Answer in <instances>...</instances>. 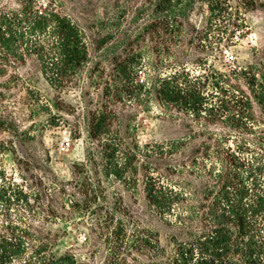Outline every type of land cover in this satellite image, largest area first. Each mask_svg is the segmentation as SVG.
Masks as SVG:
<instances>
[{"label": "trees", "instance_id": "16d2710c", "mask_svg": "<svg viewBox=\"0 0 264 264\" xmlns=\"http://www.w3.org/2000/svg\"><path fill=\"white\" fill-rule=\"evenodd\" d=\"M243 2L258 9V0ZM209 7L212 13L223 8L219 0ZM172 27L170 19L159 18L146 31L165 35ZM163 39L172 51L173 41ZM89 59L82 29L55 0L0 4V132L18 128L11 104L21 91V69L30 61L52 86L65 88ZM131 63L133 58L119 63L120 77H130ZM258 69L195 74L182 64L159 75L151 84L156 100L164 112L180 115L171 118L177 135L169 142L130 146L112 137V111L101 106L90 112L89 134L102 148L106 175L142 182L148 206L176 232L175 249L168 254L159 239L139 227L129 234L123 220L114 225L104 218L106 225L91 229L107 248L101 264H138L148 251L156 253L153 264H264V117L255 113V104L264 109V70ZM25 156L16 158L20 182L8 176L0 159V264H97L96 250L88 258L70 250L57 255L59 235L49 228L55 220L72 219L77 209L102 205L87 164L75 163L72 180L64 181L53 171L40 168L36 174L33 156ZM141 162L147 165L143 175Z\"/></svg>", "mask_w": 264, "mask_h": 264}, {"label": "rangeland", "instance_id": "374dc122", "mask_svg": "<svg viewBox=\"0 0 264 264\" xmlns=\"http://www.w3.org/2000/svg\"><path fill=\"white\" fill-rule=\"evenodd\" d=\"M55 1L82 29L90 59L77 81L65 88L52 86L35 61L21 69V91L11 104L17 111L18 128L0 132L2 167L8 176L22 181L16 158L26 160L28 152L33 156V172L53 171L69 181L75 163L87 164L106 209L95 204L84 212L77 209L70 220L51 223L49 228L59 235L54 248L57 255L70 250L88 258L96 250V263H103L107 248L91 229L106 225L104 218L112 224L115 220L114 225L123 220L129 234L139 227L172 254L176 232L148 206L143 183L106 175L102 148L89 134L88 116L101 106L108 108L114 114L112 137H121L130 146L171 141L177 135L171 118L180 120V115L164 112L151 90L152 82L182 64L195 74L211 68L228 72L236 66L264 70V0H258V9L247 8L243 0H219L223 8L214 13L211 0H173L170 4L164 0ZM0 4L13 7L15 0ZM159 18L170 19L175 27L165 35L148 34L146 28ZM166 35L174 43L172 51L164 43ZM125 58H133L126 79L117 70ZM255 113L264 117V109L257 104ZM219 130L227 131L222 126ZM146 166L141 162V175ZM67 202L74 211L71 200ZM155 260L156 253L148 251L138 264Z\"/></svg>", "mask_w": 264, "mask_h": 264}]
</instances>
